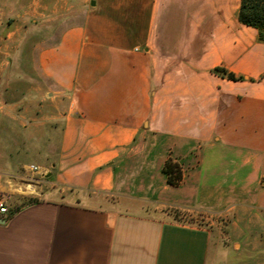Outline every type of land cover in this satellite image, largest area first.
I'll use <instances>...</instances> for the list:
<instances>
[{
	"label": "crops",
	"instance_id": "1",
	"mask_svg": "<svg viewBox=\"0 0 264 264\" xmlns=\"http://www.w3.org/2000/svg\"><path fill=\"white\" fill-rule=\"evenodd\" d=\"M240 5L0 0V264H264V41Z\"/></svg>",
	"mask_w": 264,
	"mask_h": 264
},
{
	"label": "trees",
	"instance_id": "2",
	"mask_svg": "<svg viewBox=\"0 0 264 264\" xmlns=\"http://www.w3.org/2000/svg\"><path fill=\"white\" fill-rule=\"evenodd\" d=\"M238 20L259 30V39L264 41V0H241ZM215 74L226 76L231 80H243L244 76L236 75L224 66H217L212 71ZM264 78V75L260 79ZM163 172L167 176L168 184L178 186L184 180L181 163L170 156L163 165Z\"/></svg>",
	"mask_w": 264,
	"mask_h": 264
},
{
	"label": "rangeland",
	"instance_id": "3",
	"mask_svg": "<svg viewBox=\"0 0 264 264\" xmlns=\"http://www.w3.org/2000/svg\"><path fill=\"white\" fill-rule=\"evenodd\" d=\"M10 181H11L12 186H15V188H17V189H15V192H18V194H20V196L23 197L21 205H23L25 203H30V202L34 201L35 199L39 198V196L36 195V192H35L36 186L32 183L27 182L25 180V178L20 179V178H16V177L13 178L12 177V178H10ZM176 211H178V210H176ZM174 216L177 219H181V220H189V221L194 220L189 215L183 214L181 212L180 213L179 212L174 213ZM199 220H205V218L200 217Z\"/></svg>",
	"mask_w": 264,
	"mask_h": 264
},
{
	"label": "built area",
	"instance_id": "4",
	"mask_svg": "<svg viewBox=\"0 0 264 264\" xmlns=\"http://www.w3.org/2000/svg\"><path fill=\"white\" fill-rule=\"evenodd\" d=\"M34 170H37L38 167L35 165H32L31 167ZM9 213V207L5 203V201L0 197V215L8 214Z\"/></svg>",
	"mask_w": 264,
	"mask_h": 264
}]
</instances>
